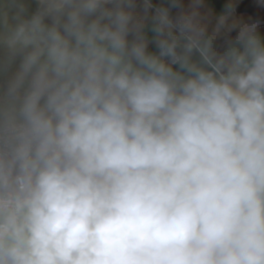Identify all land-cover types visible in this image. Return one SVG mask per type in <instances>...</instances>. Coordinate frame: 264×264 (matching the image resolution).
Wrapping results in <instances>:
<instances>
[{
    "label": "clouds",
    "instance_id": "clouds-1",
    "mask_svg": "<svg viewBox=\"0 0 264 264\" xmlns=\"http://www.w3.org/2000/svg\"><path fill=\"white\" fill-rule=\"evenodd\" d=\"M203 7L0 0V264H264V12Z\"/></svg>",
    "mask_w": 264,
    "mask_h": 264
},
{
    "label": "crops",
    "instance_id": "crops-1",
    "mask_svg": "<svg viewBox=\"0 0 264 264\" xmlns=\"http://www.w3.org/2000/svg\"><path fill=\"white\" fill-rule=\"evenodd\" d=\"M162 0H153V3H160ZM185 9L188 8L190 0H183ZM244 2V0H204V7L201 9L209 15V18L214 21V19L227 10V6L231 4L234 8V14L237 16L247 17L251 15L248 12H241L238 10L239 6ZM175 9H173V15L176 14ZM264 29V28H262ZM151 35V33H149ZM150 47H152L150 45Z\"/></svg>",
    "mask_w": 264,
    "mask_h": 264
},
{
    "label": "trees",
    "instance_id": "trees-1",
    "mask_svg": "<svg viewBox=\"0 0 264 264\" xmlns=\"http://www.w3.org/2000/svg\"><path fill=\"white\" fill-rule=\"evenodd\" d=\"M241 12H248L251 15H255L258 12H264V9L258 7L257 0H244V2L238 8Z\"/></svg>",
    "mask_w": 264,
    "mask_h": 264
},
{
    "label": "built area",
    "instance_id": "built-area-1",
    "mask_svg": "<svg viewBox=\"0 0 264 264\" xmlns=\"http://www.w3.org/2000/svg\"><path fill=\"white\" fill-rule=\"evenodd\" d=\"M262 28H264V25H262Z\"/></svg>",
    "mask_w": 264,
    "mask_h": 264
}]
</instances>
